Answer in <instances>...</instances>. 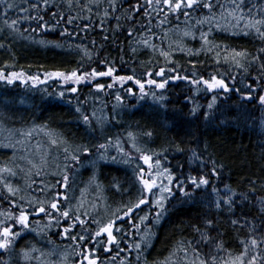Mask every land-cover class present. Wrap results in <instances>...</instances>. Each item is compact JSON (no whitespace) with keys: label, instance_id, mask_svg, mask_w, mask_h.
<instances>
[{"label":"trees","instance_id":"trees-1","mask_svg":"<svg viewBox=\"0 0 264 264\" xmlns=\"http://www.w3.org/2000/svg\"><path fill=\"white\" fill-rule=\"evenodd\" d=\"M9 2L14 3L16 7L9 11L7 19L9 22L18 19L19 33H12L7 29L3 24L5 18L0 16V28L4 29L0 32V43L4 45L0 48V70L6 73L23 71L26 76H39L43 81L49 71L71 72L77 69L79 73H84L91 71L92 68L98 71L106 70L104 58H107V66L114 68V75H132L134 67L136 78L145 82V92L148 93L142 96L139 87L133 82L123 86L114 84L112 88L105 87L102 92L96 91L97 83L104 85L113 83L111 77H98L91 82L80 85L70 84L65 87L61 86L64 84L63 81L54 79H49L46 83L37 82L35 85L31 80L28 83L17 80L12 84L0 80V166L8 164L17 172L15 177H8L11 183L27 191L23 178L25 172L21 169H30L29 161L34 163V159L24 155L26 150H18L19 146H16V142L13 144L11 139L4 138V133L9 131V127L16 128L19 132L42 128V131H51L62 138L69 152H75L84 165L91 166L83 167L79 172V183L71 187L74 195L75 192H79V202L83 198L85 203L98 207L107 203V206L113 205L117 199L122 202L135 200L140 185L134 170L137 164L142 165L143 162L138 159L140 153L131 148L134 142L144 152L151 153L154 159L156 153H161L159 159L162 164L180 179H185L189 174L195 175L197 171L207 174L213 167V162L218 176L210 178V186L207 188L194 189L188 185L190 196L175 191L166 204L167 210L159 223L152 220L155 209H151L148 205L137 209L133 214L136 217L151 213L148 224L151 228L150 246L143 248L138 262L135 260V251H125L122 256L131 259L133 264H164L169 257L174 264H185V253L180 250L181 248L187 251V259L193 257V249L198 250L201 255L209 251V245L201 240L200 233L196 231L199 228L210 233L218 241H223L226 251L216 254L226 259L228 253L235 255L240 251V240L250 239L248 233L252 225L247 222L252 220H255L257 227L254 234L260 238V229H264V220H261L257 212L259 204L251 199L252 196H264V187H261L264 185V105L256 99L264 95V85L257 78L259 61L251 64L245 72L223 61L216 64L212 59L215 51L201 50L203 42L200 40V31L208 32L210 26L196 25L195 21L207 10L193 11L188 18L180 16L177 20L173 17L171 23H166L163 27L158 25L155 12L149 10V15L152 17V33L148 32L147 18L137 16L134 35L129 37L127 33L132 29L133 22L127 20L125 14L129 9L130 0H118V10L110 11L109 17L103 24L100 23V19L103 17V8L108 7L106 0L99 16L95 14L97 9L93 8L92 14L82 13L84 16L91 15V20L77 19L71 25L64 21L56 24L52 13L64 17L76 16L81 9L75 5V2L72 9L67 7V0H48L47 4L44 0H9ZM213 2L217 4L214 9L217 18L221 5L224 11L231 7L229 0H218V3L217 0H213ZM80 3H87V0H80ZM33 4L37 7L33 8ZM253 4L260 6L264 4V0H247L244 12L248 13ZM2 9L3 6L0 5V11ZM253 14L260 18V14L255 9ZM37 15L44 17L41 23L47 22L48 28L55 30L39 27L37 22L31 19ZM116 16L121 17L119 22L115 19ZM159 19H163V13ZM118 24L119 28H117ZM243 25L242 21L240 28H243ZM177 26L181 31L186 27L192 28L196 38L184 37L183 44L193 52L199 51V55L181 52L173 45L172 59L177 64V70L168 73V77L179 74L191 79V72L188 69L191 63H197L198 77L202 75L204 79H208L211 75H216L225 80L231 89L229 92L220 89L205 91L204 85H192L187 80L169 79L163 90L147 85L146 81L149 78H154L158 83L162 82L163 78L148 77L145 74L146 70L154 72L160 67H172L159 55V51L161 48L168 50L169 43L180 38L176 34ZM34 28L36 31H32ZM65 30L71 35L60 34ZM164 31H168L169 36L162 42ZM105 36L108 37L107 40L104 39ZM145 36H151V43L157 45L155 50L145 48L140 43L141 38ZM209 39L221 45L222 55L225 54L223 46L227 45L230 50H246L250 58L264 56V53L259 51L264 47V42L257 37L255 31L245 36L239 29L229 28L227 31H218L213 28ZM40 41L46 43L42 44ZM77 45L81 49L87 48L92 54V60L84 57ZM133 48L137 49L135 53L132 51ZM74 86L77 92L72 93L70 89ZM249 86L253 91H249ZM128 88L132 89V94L126 91ZM61 92L64 93L63 97L60 96ZM161 93L164 96L163 100L159 99ZM117 95L121 97L120 101H117ZM248 95L253 99H246ZM209 104L213 106L209 108ZM77 108L81 111L77 112ZM194 109L195 114H193ZM94 110L99 118L92 116ZM85 115L89 117L87 123L83 119ZM102 132H107V140L103 139ZM148 132L152 133L151 137L146 135ZM113 133L116 137L111 140L110 136ZM117 142L123 153L127 155L116 154ZM101 144L107 147L100 148ZM81 147H87V153L80 152ZM63 151L64 148L59 153L60 161L66 156ZM97 153L102 155L108 153L109 161L105 160L98 165L91 164L93 161L91 159L95 158ZM194 153L200 159H193ZM126 156L132 158L128 163L124 162L128 160ZM201 161L206 162L207 167H204ZM50 176V174L46 175L48 179L45 181H49ZM34 178L37 181V184L33 185L35 188L40 183L41 177ZM250 180L256 182V191L250 194L248 200H244L239 194L249 193ZM212 185L218 189V194L213 192ZM225 185L230 186L238 194L233 197L234 203L231 209L222 202L220 208L216 207L218 196H225ZM6 208L8 205L0 202V211ZM90 214L95 216L92 212ZM232 220H238L239 223L233 225ZM207 221L212 222L211 229L206 227ZM46 222L41 221V224ZM119 223L129 234L122 236L121 233H116L117 237L121 238L123 247L127 249L128 244L134 241L140 242L143 227L141 233L137 234L131 228V221ZM55 229L57 228H52L47 235L25 233L23 240L28 241L29 244L40 240V244L43 242L46 244L43 243L44 250L48 245H55L62 253L65 246L69 247L71 244H68V240L63 241ZM61 230L58 228L59 232ZM49 240L52 243H49ZM189 243L191 248L187 247ZM23 247L21 243L19 248ZM44 250L42 251L45 252ZM212 250L215 251L214 248ZM261 250H264V246ZM14 254L17 257L10 258L11 264L13 259H16L15 263L24 264L18 253ZM56 256L60 257L59 254ZM34 257L54 261L53 256L41 257L40 252L34 253ZM100 259L102 264L104 262L114 264L109 253H101ZM30 264H37L36 259L30 261Z\"/></svg>","mask_w":264,"mask_h":264},{"label":"snow or ice","instance_id":"snow-or-ice-1","mask_svg":"<svg viewBox=\"0 0 264 264\" xmlns=\"http://www.w3.org/2000/svg\"><path fill=\"white\" fill-rule=\"evenodd\" d=\"M75 5L81 9L80 12H77L76 16L69 15L64 17L63 15H58L53 12L52 16L55 18V23L59 24L61 21H64L66 24H74L77 19H88L91 20V15L84 16L82 13L86 12L92 14L93 8L97 9L96 15H100V9L105 3V0H87V3L81 4L80 0H67V7L72 9ZM231 7L227 10H223L221 5V11L219 13V18H217V13L214 10L217 7V4H214L213 0H130L129 9L126 10L125 18L133 22V27L128 31V36L131 37L135 32V20L137 16H142L147 18V28L148 32L152 33V17L149 15V10L155 12L158 19V25L163 27L166 23H171V19H179L180 16L188 18L192 15L193 11L196 10H207L205 14L199 16L195 24L204 25L208 24L209 31L204 32L200 31V40L203 42L201 45V50H206L208 52L215 51V55L212 59L216 64L230 63L235 68L241 69L245 72L248 71V67L251 64L257 63L258 65V77L260 83L264 85V56H253L250 58V54L246 50H235L229 49L227 45L224 47V53L221 54V45L216 44L214 41L209 39L211 31L213 28L218 31H227L229 28L235 30L239 29L243 35L247 36L252 31H255L257 37L264 42V4L257 6L255 4L249 8L248 13L244 12V8L247 7V0H229ZM44 3L47 4L48 0H44ZM108 7L103 8V17L100 19V23L103 24L105 20L109 17V12H116L118 0H106ZM218 3V0H217ZM0 5L3 6L2 11H0V16L4 17L3 24L7 29L12 33H19L17 28L18 19H12L10 22L7 19L9 11L13 10L16 6L14 3H10L9 0H0ZM33 8L37 5L33 4ZM253 9L260 14V18H257L253 14ZM28 11V9H24ZM163 13V19H159ZM28 19V17H25ZM31 19L37 22L39 27L44 28L45 30H55L49 29L47 22L44 21V17L37 15L31 17ZM115 19L119 22L121 19L120 16H116ZM223 21V23H221ZM244 22L243 28H240L241 22ZM143 24V22H141ZM187 23V20L185 21ZM120 25H117L119 28ZM4 29L0 28V32ZM36 31V29H32ZM61 35H71V33L61 31ZM176 34L180 37L178 40L171 41L168 45V50L160 49L159 55L164 58L167 64L172 65V67L165 68L160 67L156 71L146 70L145 74L148 77L159 76L162 79V82H157L154 78L147 79L146 83L149 86H154L155 88L163 90L168 84L169 79L175 80H187L192 85H204L205 91H215L223 90L224 92H229L231 89L224 79L211 75L208 79H204L203 76H197V63H191L190 69L191 79L186 75H176L174 77H168V73L174 72L177 70V64L172 59L173 45H175L176 50L181 52H186L189 55H199V51L193 52L192 49L186 48L183 44L184 37H191L195 39V32L191 27H186L184 30H179L177 26ZM235 34V32L233 33ZM169 36L168 31H164L161 40L167 39ZM105 40L108 39L107 36L104 37ZM44 44L45 41H40ZM95 43V41H93ZM140 43L144 45L145 48L155 50L157 45L151 43V36H145L141 38ZM57 47L59 45H56ZM4 47L0 43V48ZM80 51L83 52L84 57L88 60H92V54L88 51L87 48H80L79 45L76 46ZM133 53L137 49H132ZM261 53H264V47L259 49ZM123 61V57H121ZM104 63L106 65V70H97L92 68L91 71H86L84 73H79L77 69H73L71 72L64 71H49L46 73V79L41 81L39 76H26L23 71L6 73L5 71L0 70V80H5L8 84H12L15 81L19 80L22 83H28L29 80L35 85L37 82L46 83L49 79L61 80L65 84L71 85H80L82 83L91 82L98 77H111L113 83L111 84H99L95 85V89L98 92L104 91L105 87L112 88L114 84H120L121 86L127 84L128 82H133L136 84L142 96L147 95L145 92V82L141 79L136 78L135 68L133 67L132 75H114V68L107 66V58H104ZM7 67V66H6ZM256 79V78H254ZM72 93L77 92L76 87L70 89ZM126 91L129 94H132V89L128 88ZM199 91V90H197ZM249 91H253L251 86H249ZM64 93L61 92L60 96L63 97ZM246 99H253L251 95L245 97ZM117 101H120L121 97L116 96ZM159 99L163 100L164 96L161 93ZM256 99L259 100L261 105H264V95L258 96ZM213 103H215V97H213ZM213 105L209 104L208 107L211 108ZM77 112H80V108L76 109ZM195 114V109L193 110ZM85 123L88 122L89 117L83 116ZM21 135H31V132L24 133L21 132ZM50 135V134H49ZM131 135V134H130ZM147 136L151 137L152 133H146ZM19 142V141H18ZM53 145L57 144L55 139L50 141ZM9 146V145H5ZM100 148H106L104 144L99 145ZM117 148L121 151L122 155H127L123 153V150L120 149L119 142H117ZM133 148L140 153L138 159L143 162V164H137L134 174L140 188L138 189V195L135 200H130L127 205L122 209H117L116 212L108 215L107 219L103 217L97 218L92 216L87 209H83L84 201L81 198L80 202L73 206L70 202L68 191L70 188V177L66 171L69 167L68 164H64L63 168L65 171L57 172L53 171L48 173L46 166L48 161L46 158L41 157L39 164L29 161L31 168L28 170L21 169L25 172V184L27 191L20 188L19 186L14 185L10 182L8 177H15L17 172L13 167L5 164L0 166V202L6 203L8 208L0 211V264H11V257L13 253H16L18 248V241H21L25 238V233L35 232L37 235H47V232H50L52 228H61L62 231L58 232L57 235L61 239L68 240L71 244V249L65 246V249L60 253L59 261H52L51 259H41L40 257H34V253L40 252L42 257H52L57 255L55 249L50 250L45 253L41 249H38L33 244H27L25 247L20 248L18 255L24 261V264H30V261L36 259L37 264H102L100 259L101 253H109L110 259L114 264H133L132 260L122 256L121 254L125 251H135L136 256L135 260L138 262L141 259V253L143 248L150 246L151 240V228L148 226L149 217L151 213H146L141 216H134L133 214L137 209H142V206L148 205L151 209H155V215L152 217V220L155 223H159L160 218L166 212V204L175 194V191L183 193L185 196H190V193L187 190V186L191 185L194 189L207 188L210 186V178L217 177L218 172L215 167V162H213V167L209 169L207 174L202 173V171H197L195 175H187L185 179H180L167 167L164 166L159 159L161 153H156V158L154 159L151 153L144 152L143 149L136 146L133 142ZM178 150H181L178 148ZM82 153H87V147H81L79 149ZM66 154L65 159H70L72 161L79 162V156L75 152H69L67 147L64 148ZM115 160V157H113ZM132 158L129 157L128 160H125V163H128ZM193 159H200L198 156L193 155ZM201 164L204 167H207V163L201 161ZM146 166V167H145ZM60 166L57 165V168ZM35 169V171H33ZM58 176L59 179L55 183L45 181L43 177L45 175ZM34 177H41L40 183L37 187L33 185L37 184V181ZM250 188L249 193L239 194L244 200H248L251 193L256 191V182L249 181ZM99 187V185L97 186ZM264 187V185H261ZM117 189L119 190L118 186ZM212 190L214 193L218 194V189L215 185H212ZM36 193H42L43 195H37ZM228 193H231L228 195ZM238 194L231 189L230 186L225 185V196H218L216 200V207L220 208L221 202L225 205H228L231 209L234 200L233 197H236ZM252 200L257 201L259 208L257 212L261 220H264V196L256 197L252 196ZM95 208V205H92ZM122 213V214H121ZM85 216H88L89 219H84ZM33 217H40L41 220L46 219V223L41 224V220H33ZM120 221L127 223L131 221V228L135 230V233L140 234L143 227V234L140 235V242H133L128 244L127 249L122 246L121 238H118L116 233H121L122 236H127L128 232L125 231ZM238 220H232V224H238ZM247 223L252 225L251 230L248 233L250 239L240 240L241 249L238 253L233 255L228 253L227 258L218 257L216 253L226 251L223 241L213 238L210 233L201 231L197 228L196 231L200 233L201 240L209 245V251L205 255H201L198 250L193 249V257L187 259V251L184 248H181V251L185 253V264H264V229H260L261 236L257 238L255 232L257 231L255 220L248 221ZM95 225V227H93ZM206 227L211 229L213 224L211 221L206 222ZM244 227V225H241ZM52 243L51 240L48 241ZM188 248H191V243L187 245ZM215 249L213 251L212 249ZM112 253H115L112 255ZM174 255V253H173ZM78 257L79 259H76ZM107 264V262H104ZM164 264H174L171 257L167 258L164 261Z\"/></svg>","mask_w":264,"mask_h":264},{"label":"rangeland","instance_id":"rangeland-1","mask_svg":"<svg viewBox=\"0 0 264 264\" xmlns=\"http://www.w3.org/2000/svg\"><path fill=\"white\" fill-rule=\"evenodd\" d=\"M67 85H70V84H65V83L61 84V86H63V87H65ZM33 86H30V87H33ZM96 115L97 114L94 110L92 113V116H95L94 118H99V116L98 115L96 116ZM95 120H97V119H95ZM28 132H31L30 136H28V135L22 136L21 132L16 130V128L9 127V131L4 133L5 134L4 138L6 137V139H11L13 141V144H15V142H16V146H19L18 150L19 149L21 151L26 150L27 154L25 153L24 155H28L31 159H34L33 160L34 163L39 164L41 161V157H44L48 161L46 169L48 170V169L53 168L56 165L57 160L60 158V156H59L60 151H62L63 148L65 147V144H66L65 141L51 131H48V130L42 131V128L40 130H35V131H32V130L24 131V133H28ZM52 139H55L57 141V144L53 145L50 142ZM131 147H133V145ZM82 156L84 157V154H82ZM92 160L93 161H91V164H95V163L99 164V163L104 162L105 160H108V159L102 157V154H99L95 158H93ZM59 161H60V159H59ZM60 164H61V166L59 168H57L56 171L61 172V173L63 171H65V169L63 168V165L64 164L69 165V167L66 169V171L70 177V190H69L68 195L70 198V202L71 203L74 202L73 204L76 205L79 202V199H78L79 192L78 191L75 192V195H74L72 190H71V187H73L75 185V183H79V181H80L79 172L83 169V167L84 166L90 167V165L89 164L84 165V163H82L81 160H79V162L77 163L76 161H72L70 159H67V160L65 159L64 162H63V159H61ZM53 170L55 171V167L53 168ZM131 173H133V172H131ZM23 178H24V180L26 179L25 174L23 175ZM43 179L44 180L46 179V175L43 177ZM129 201L128 202L127 201L122 202V201H118V199H117L115 201L116 203L114 202L113 205L110 204L109 206H107V204H105L104 206L100 205V206L95 207V208H93L91 204H89V203L87 204L84 202L82 211L84 209H87L89 212H92L98 219L101 217H103L104 219H107L108 215L116 212L117 209H122L125 205H127L129 203ZM32 219L38 220L35 217H33ZM85 219H89V217H86ZM21 243L24 245V247H25V245L29 244V242L25 241V240L18 241V248H17L16 253L19 252V249H20L19 245ZM43 243L40 244V240H39L33 244L35 245L36 248L44 250ZM52 249H55L57 254H60V249L55 245H48L44 251L47 252L48 250L50 251ZM12 257L16 258L17 256L13 253ZM76 258H78V257H76ZM53 259H54V261H59L60 257L53 255ZM12 261H13L12 264H18V263H15L16 259H13Z\"/></svg>","mask_w":264,"mask_h":264},{"label":"flooded vegetation","instance_id":"flooded-vegetation-1","mask_svg":"<svg viewBox=\"0 0 264 264\" xmlns=\"http://www.w3.org/2000/svg\"><path fill=\"white\" fill-rule=\"evenodd\" d=\"M55 181L56 180H49L48 182H51V183H55ZM69 190H70V188H69ZM68 194H69V191H68ZM73 203L74 202H72L71 204L73 205ZM35 218H37L38 220H41V218L40 217H35ZM86 218V216L84 217V219ZM41 221H46V219H44V220H41ZM56 230V232L58 233L59 231H58V228L57 229H55ZM62 231V230H61ZM63 241H64V239H62ZM55 242V241H54ZM55 244H56V242H55ZM68 244H70V242H68ZM68 244H65V245H68ZM69 249H71V246H69L68 247Z\"/></svg>","mask_w":264,"mask_h":264},{"label":"bare ground","instance_id":"bare-ground-1","mask_svg":"<svg viewBox=\"0 0 264 264\" xmlns=\"http://www.w3.org/2000/svg\"><path fill=\"white\" fill-rule=\"evenodd\" d=\"M102 134H103V135H102L103 139L107 140V139H108V134H107V132H102ZM115 137H116V136H115V134L113 133V135L110 136V139L113 140Z\"/></svg>","mask_w":264,"mask_h":264}]
</instances>
